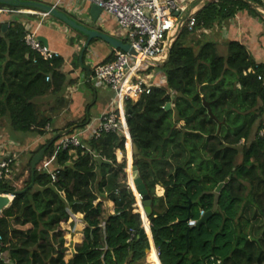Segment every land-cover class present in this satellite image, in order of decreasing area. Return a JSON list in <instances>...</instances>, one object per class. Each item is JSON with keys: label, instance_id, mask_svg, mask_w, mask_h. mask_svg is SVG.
<instances>
[{"label": "trees", "instance_id": "trees-1", "mask_svg": "<svg viewBox=\"0 0 264 264\" xmlns=\"http://www.w3.org/2000/svg\"><path fill=\"white\" fill-rule=\"evenodd\" d=\"M258 6L264 9V2L208 0L196 14L194 30L212 29L241 11L264 19ZM2 9L40 11L0 3ZM194 32L185 27L161 64L166 84L153 86L137 101H125L133 165L152 199L148 222L144 211L135 212L126 159L118 160L126 146L131 171L129 134L127 139L115 132L94 134L82 139L84 148L66 149L60 137L42 158L54 157L50 169L55 179L48 170L36 168L33 187L16 193L32 183V158L50 136L79 124L57 128L55 117L39 104L52 94V111L61 110L62 92L74 81H67L62 70L63 56L46 58L30 49L21 21L0 23V125L6 120L11 134L47 139L33 151L23 187L12 183L14 166L13 174L0 183V190L15 193L0 214V264H146L147 244L139 239L143 220L151 242L152 232L151 252L158 264H209L210 257L220 264H264V61L238 39L225 41L224 55L217 41H200L196 48L190 41ZM129 182L133 185L131 176ZM220 183L224 185L218 192ZM157 185L164 188L163 196L157 195ZM201 211L211 215L189 226L190 219L199 222ZM76 214H83V239L66 259L62 224Z\"/></svg>", "mask_w": 264, "mask_h": 264}, {"label": "built area", "instance_id": "built-area-1", "mask_svg": "<svg viewBox=\"0 0 264 264\" xmlns=\"http://www.w3.org/2000/svg\"><path fill=\"white\" fill-rule=\"evenodd\" d=\"M96 4L109 15L116 18L119 27L125 33L126 41L131 45L134 53L115 49L116 54L113 60L99 63L92 68V79L96 85L109 87L115 92L118 109H112L102 113L99 117L100 125L94 134L115 132L127 135V112L125 101H137L143 93H150L153 86H161L152 83V75L142 74V64L147 62L158 65L154 61L162 62L169 55L172 44L177 39L181 31L188 27L192 32L197 26V12L208 0H80ZM263 1V0H262ZM37 12V11H35ZM43 16L48 14L44 12ZM207 31V29H200ZM27 46L32 50L39 51L46 58L57 57L60 54L52 51L37 36L35 31L27 28L24 38ZM50 76H47V80ZM124 104V108L120 107ZM120 109L124 113L121 114ZM117 113L120 117L118 119ZM128 126V125H127ZM62 148L82 147L85 145L79 134L64 135L60 140ZM54 157H45L38 165L39 170H48L55 179V172L51 171L50 165ZM16 156L9 152L0 158V183L9 174H13V166H17ZM8 192V191H7ZM11 200L15 198V193L8 192ZM141 201L142 195L138 193ZM205 214L201 211V216ZM196 219H190L189 226L197 224ZM157 254L159 252L157 251ZM220 264V261H218Z\"/></svg>", "mask_w": 264, "mask_h": 264}, {"label": "rangeland", "instance_id": "rangeland-1", "mask_svg": "<svg viewBox=\"0 0 264 264\" xmlns=\"http://www.w3.org/2000/svg\"><path fill=\"white\" fill-rule=\"evenodd\" d=\"M263 2H264V0H263ZM60 9H62V8H60ZM23 10L27 11L28 9H23ZM28 11H30V10H28ZM259 11L264 14L263 9L260 8ZM241 12L243 14H247V11H241ZM38 14H39L38 16L43 17L45 20H48L50 18L49 15L43 16L42 13H40V12H38ZM68 14L72 18L80 21L81 23L82 22L85 23V25H87V26L93 25V24H91V22H89V20H88V23H86L87 22L86 18L83 15H78V12H74V13L68 12ZM248 16H250L249 19H243V21L239 22V25H237V26L239 27V30L242 32V37H244L243 38L244 42L247 44V47L249 48V50L253 53L254 57L258 61H261L258 59L259 57H261V55H259V54L255 55L253 51H256V52L259 51V53L261 54V51L264 50V19H262L261 17H254V16H251L249 14H248ZM20 18H21L20 15L13 14L9 20H11V19L19 20ZM233 19L234 18H230L228 21H226V24H228L229 22L232 23L234 21ZM50 20H51V18H50ZM252 20H254L255 22ZM60 24H64L63 25L64 27L67 26L63 22ZM223 24L224 23H222L221 25H217L212 29H207V31L198 30V31L194 32L193 34L190 35V41L195 42L194 46L196 48H198L200 41H201V44H203L207 41H217V42H219V44H218L219 52L223 55L226 54L227 48L225 45V41H226V39H225L226 32L225 31H228L227 30L228 27L225 24H224V26H222ZM228 25L230 26V24H228ZM51 28L56 33H58V36H56L57 37L56 42L60 46H62L65 43V37H66L65 34H67V36L70 35L71 36L70 39H72V41H73V43L71 44L68 40H66L68 45L77 44L79 46L80 42L78 40L81 41L83 39V38L80 39V37H82V35L78 34L77 31L70 28L69 26L66 27L67 33L63 31L62 27L52 26ZM259 28H262L260 35H259ZM238 36H240V35L235 36L232 34L231 39H236V38H238ZM99 40L100 39L92 42V44L89 46V48L87 50V53L85 54L83 61L90 63V62L96 60V56H99L98 51H100V50L98 47L95 48L96 47L95 42H99ZM123 41H126V38H124ZM67 48L69 49L68 46H67ZM81 50H82V48H81ZM68 53H69V50H66L64 55H68ZM79 53H80V49L77 52V55L75 56V61L72 63L73 68H75V69L81 67V61H79V59H77V56H79ZM115 54H116V51L113 50L111 55L114 56ZM262 61H264V60H262ZM142 70H144L142 72V74L152 75V77H153L151 80L152 83H157L165 77V75L162 71L161 65H152V64H149L147 62H144L142 64ZM79 77L80 78H77V81H76L77 82L76 84L78 85V88H79L78 94L85 96V100H84V106L83 107H81L80 106L81 104H79L78 101L76 100V102H77L76 105H78V108L76 109V111H80V113L79 114L74 113V115H76V116H72V118H73L72 120L68 121L69 117L67 116V113H68V115H71L74 111L70 114H69V111L68 112L67 111L66 112L65 111H63V112L52 111V106L56 103L54 96L52 94H49V95L45 96L44 98H41L39 101L40 102L39 103L40 108L42 110L48 112V114L50 116L55 117V127H57V128L58 127L62 128L67 123L73 122L74 120H76L74 122L79 124V126L77 127V130H79L80 128L84 127V125H85V124L83 125V120H85L84 122L86 123L88 117H91L93 119L102 111V109L104 108V100L106 102H109L112 100L113 97H115V92L113 90H111L109 87H107L106 91H104L103 88H105V87L102 85H96V83L93 80L91 81V83L90 82L88 83L87 79H86L85 72H83V70H81V74ZM162 85H164V84H162ZM64 95H65V93L62 92V97L64 99V103L62 104L61 108L68 105V104H65L67 102H65L66 98H64L65 97ZM97 96H98V100H97ZM103 96H105L104 100H103ZM82 113H83V115H82ZM48 130H49V132H51L50 127L48 128ZM61 130H63V129H61ZM9 132H10L9 131V122L6 120H2L1 127H0L1 138H4V136H2V135L8 136ZM72 134H75V132H73ZM52 136L53 135H51L50 138H52ZM29 137L35 138L34 136H29ZM80 139H81V137H80ZM126 139H127V137H126ZM25 141H27V140H25ZM46 141H47V139L44 140V143H46ZM125 144H126V140H125ZM37 148H38V146L35 148V150ZM33 151H30L29 149H27L25 152H20V153L17 152L18 154L13 153L16 156V160H19L18 161L19 164L17 166H14V168L16 170H15L13 180H12V183L15 185L16 188H21L25 185V181L27 180L28 175H29L28 162L30 161V158H32ZM117 153H118V151H117ZM120 153H121V158L119 159L118 155H117V158L119 161L126 159L127 172H128V183H129L131 171H129V161L127 159L126 146H125V151L124 152L120 151ZM241 160H242V157L240 155L239 156V162ZM132 165H131V167H132ZM129 185H130L131 189L133 190L134 195L136 197L137 208H136L135 212L142 213L143 212V206L141 205V201L139 200V197L136 194L138 192L136 191L134 185H131L130 183H129ZM155 190H156L157 195L159 192H162V190H159V188L157 186H156ZM105 207H106L108 213L113 212V205L111 202H108V201L105 202ZM141 216H142V214H141ZM82 217H83V214H76V215L72 216V218L67 223L62 224V228L65 229L64 238L66 240L65 246L67 247L66 259L70 258L73 255V253H75L76 245L79 243V241H81L83 239L82 229H83L85 224L82 222ZM72 221H74V225L71 224ZM218 261L219 260L217 258L210 257L209 264H218ZM146 264H147V262H146ZM148 264H151V262H148Z\"/></svg>", "mask_w": 264, "mask_h": 264}, {"label": "crops", "instance_id": "crops-1", "mask_svg": "<svg viewBox=\"0 0 264 264\" xmlns=\"http://www.w3.org/2000/svg\"><path fill=\"white\" fill-rule=\"evenodd\" d=\"M42 2H45L47 4L50 5H54L56 7H60L62 8V10L68 14V12H78V15H83L86 18V23L91 22V28H98L101 31H104L120 40H123L125 38V33L121 30V28L118 25V22L116 20V18L105 12H102L101 16L99 17L97 22H94L92 20V17L89 14V9L91 7L92 4L88 3V2H81L80 0H39ZM38 12H35L34 10H30V11H24V10H14L13 12H10L9 10H5L2 9L0 10V23L2 22H6L8 21L11 16L13 14H30V15H35V17H21L19 19V21H21L26 29L29 28L31 31H35L37 33V36L43 37L46 39L47 41V46H49V48L52 51L58 52L61 56H63L65 63L64 66L62 68L63 72L66 73L67 75V81L70 80H74L72 83H69L67 85V87L64 90L65 93V97L66 98V102H67V106H64L63 108H61V110L59 112H63V111H69L67 116L69 117L68 121L72 120V116H76L74 115V113H80V111H76V109L78 108V105H76V100L78 101L79 104H81L80 106L83 107L84 106V100H85V96L78 94V85L76 84L77 82V78H80V74H81V70H83V72H85L86 75V79L87 82L91 83V79H92V68L94 65L99 64V63H104L106 61V59L111 56L113 50H115L113 47H111L108 43H106L103 40H99V42H95L96 47L95 48H99L100 51L99 52V56H96V60L92 61V62H85L83 61V63H81V67L80 68H73L72 63L75 61V56L77 55V52L81 51V48L84 46L87 38L84 37H80L82 40L80 41L79 46L77 44L75 45H68L67 41H70L71 36L67 34L65 37V43L60 46L57 42H56V36H58V33H56L51 27H62L63 31L67 33V28L68 25L66 27H64V24H60L61 22L54 20L52 17L51 20L50 18L48 20H45L43 17L38 16ZM37 15V16H36ZM69 15V14H68ZM248 16L247 14H243L242 12H239L236 17H234V21L232 23H228L230 24V26L228 24H226V22H224V24L228 27L226 32V37L225 39H231V35H240L238 36V40H240L241 42H244V37H242V32L239 30V27L237 25H239V22H242L243 19H249L250 16ZM78 21V20H77ZM254 21V20H252ZM80 22V21H79ZM255 22V21H254ZM83 23V22H82ZM85 24V23H83ZM224 24L222 26H224ZM262 31V28H259V35L260 32ZM63 32V33H64ZM262 37V36H261ZM69 38V39H68ZM260 39V38H259ZM249 42V41H248ZM92 44V42H90L89 46ZM246 44V43H245ZM69 47V49L67 48V46ZM247 45V44H246ZM89 48V47H88ZM69 50L68 55H64L65 51ZM254 54L256 55H261V57H259V60H264V50L261 51V54L256 51H253ZM115 55L113 56L112 59H114ZM257 57V56H256ZM79 61H82V56L80 55ZM85 67L89 68L90 73L88 74L87 70L85 69ZM164 77V76H163ZM157 84H166L165 83V79L163 78L162 80H160L159 82H157ZM105 87V86H104ZM107 87L103 88L104 91H106ZM105 99V96H103V100ZM97 100H98V96H97ZM69 102V103H68ZM69 107V108H68ZM118 105H117V100L115 97L112 98L111 101L106 102L104 100V108L102 109V111L93 119L91 117H88L84 127L80 128L79 130H77V128L74 130L75 134H79V137H81V140L84 138H91L94 133L96 132L97 128L100 125V115L106 111L112 110V109H118ZM120 107L124 108V104H122V106L120 105ZM74 109V110H73ZM123 109H120L121 114L124 113ZM83 115V113H82ZM78 118V117H77ZM76 121V120H74ZM77 127V125H75ZM128 129L127 124L125 125ZM1 127V125H0ZM60 128V127H58ZM77 130V131H76ZM60 131V130H59ZM72 134V135H75ZM127 134H129V129L127 130ZM4 136V138H1V134H0V158L4 157L5 154L12 152V153H16L17 152H25L27 149H29L30 151L35 150V148L37 146H39L40 144L43 143V141L45 140L46 136H40V137H36V138H31L29 136H19L18 134H11L9 132L8 136L7 135H2ZM127 137V135H126ZM27 140V141H25ZM130 144H131V157H132V164H133V145H132V140H131V136H130ZM128 159V157H127ZM19 161V160H17ZM19 164V163H18ZM131 164V165H132ZM128 173V172H127ZM157 187L159 188V190H162V192H159L158 195L159 196H163L164 195V188L161 185H157ZM153 237V235H152ZM154 243V240H153ZM151 256V264H158L157 259H156V255L154 252L150 253ZM159 258V257H158ZM160 261V260H159ZM155 262V263H154ZM161 263V262H160ZM148 264V261H147Z\"/></svg>", "mask_w": 264, "mask_h": 264}, {"label": "water", "instance_id": "water-1", "mask_svg": "<svg viewBox=\"0 0 264 264\" xmlns=\"http://www.w3.org/2000/svg\"><path fill=\"white\" fill-rule=\"evenodd\" d=\"M0 3H6V4H20L22 6L25 7H32L35 9H38L48 15H52L56 18H58L59 20L63 21L65 24H67L68 26H70L71 28L77 30L78 32H80L81 34H83L84 36L87 37V40L84 44V46L82 47L81 50V55L83 54V52L89 47L90 42L93 39H100L105 41L106 43H108L111 47H113L114 49H121L123 51L126 52H130V53H134V50L132 49L131 45L128 43H125L123 40H120L104 31L99 30L98 28H91L88 27L87 25L77 21L76 19L70 17L67 13H65L62 10H59L56 6L54 5H50L47 4L45 2L42 1H32V0H28V1H15V0H0ZM257 6V5H256ZM258 8L260 9L261 7L258 6ZM262 9V8H261ZM264 10V9H263ZM89 14L92 17V20L94 22H97L99 17L102 14V9L100 7H98L96 4H92L90 9H89ZM8 27L7 24H4L3 26V30H6ZM45 45H47V41L45 38L40 37L39 38ZM171 50V49H170ZM170 53V52H169ZM169 55L167 56V58L162 61V62H157L154 61V63L161 65L164 62H166L168 60ZM82 63V61H81ZM85 69L87 70L88 74L90 73L89 68L85 67ZM206 106H208V103H205ZM171 108V103H168L165 106V110H169ZM128 113V117H130V111L127 112ZM77 127L75 125L60 130L53 138L50 139V141L42 148L40 149L32 158L31 161V176H32V183L25 189L23 190H19L16 193H22L28 189H30L31 187H33L34 185V178H35V171L37 168V165L41 162L42 158L45 155L46 150L48 149V147L57 139H59L60 137L69 134L70 132L74 131ZM130 176L132 178L133 181V185L136 189V191L142 195V199H141V205L143 206V211L146 217V221L149 222L148 218L152 213V199L151 196L148 194V191L146 189V186L143 182V180L140 177V173L138 170V167L135 165H132L131 167V173ZM130 183V182H129ZM128 183V184H129ZM224 183H220L219 186L217 187V191L219 192L221 190V188L223 187ZM130 186V185H129ZM8 192L7 190L1 189L0 190V214L1 212L7 208L9 205H11V200L9 198V196L7 195ZM190 208V205H189ZM211 215V211L206 212L201 219L199 220V224L206 221L209 216ZM143 229L140 232V238L144 239L146 241L147 244V248H146V254H147V261H148V256L151 252L152 249V242H153V237H152V242L151 239L149 237L148 234V230L147 227L145 225V221L143 220ZM151 231V228H150ZM151 236H152V232H151ZM154 245V243H153Z\"/></svg>", "mask_w": 264, "mask_h": 264}, {"label": "bare ground", "instance_id": "bare-ground-1", "mask_svg": "<svg viewBox=\"0 0 264 264\" xmlns=\"http://www.w3.org/2000/svg\"><path fill=\"white\" fill-rule=\"evenodd\" d=\"M145 221H146V217H145ZM151 253V252H150ZM148 262H151V256H150V254H149V256H148Z\"/></svg>", "mask_w": 264, "mask_h": 264}, {"label": "clouds", "instance_id": "clouds-1", "mask_svg": "<svg viewBox=\"0 0 264 264\" xmlns=\"http://www.w3.org/2000/svg\"><path fill=\"white\" fill-rule=\"evenodd\" d=\"M127 116H128V113H127ZM125 137H126V135H125Z\"/></svg>", "mask_w": 264, "mask_h": 264}]
</instances>
